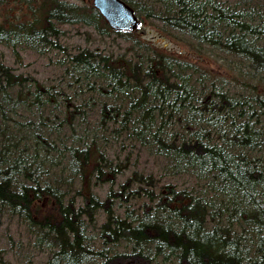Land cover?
Masks as SVG:
<instances>
[{"label": "trees", "instance_id": "16d2710c", "mask_svg": "<svg viewBox=\"0 0 264 264\" xmlns=\"http://www.w3.org/2000/svg\"><path fill=\"white\" fill-rule=\"evenodd\" d=\"M124 1L200 62L112 31L90 0H0V46L53 69L39 82L0 56L1 211L56 248L46 264H264V0ZM62 25L123 37L129 55L71 50ZM140 150L156 170H128Z\"/></svg>", "mask_w": 264, "mask_h": 264}, {"label": "rangeland", "instance_id": "374dc122", "mask_svg": "<svg viewBox=\"0 0 264 264\" xmlns=\"http://www.w3.org/2000/svg\"><path fill=\"white\" fill-rule=\"evenodd\" d=\"M9 17L13 20L16 19H26L29 14V11L23 3L11 2L9 5ZM0 12V21L3 16L6 14L3 10ZM137 15V14H136ZM140 19V18H139ZM62 30V42L70 46V49L73 50L77 47L86 48V47H99L105 48L114 57H117L121 54L126 53L129 55L128 50L130 49L129 43L117 35H97L96 32L91 27L86 26H77V25H62L60 26ZM136 34L144 41H147L155 49H159L165 53L176 55L185 59H188L192 62H200L194 53L189 49L185 44L177 41L176 39H171L167 36H164L160 33V30L150 25L148 21H142L139 28L136 30ZM134 51H138L135 48H132ZM197 54V53H196ZM0 56L6 65H9L13 68L15 73H20L21 75H34L36 79L45 81L51 79L50 75L53 72V69L45 56H38L29 48L23 47L18 50L15 55L8 49L0 46ZM16 57V59H14ZM214 67V66H211ZM10 92L15 93L13 89H9ZM26 114L17 117V120L23 122L21 127L25 124ZM116 143V142H114ZM112 142V146L109 153L114 154L117 149ZM135 150H139L138 148ZM122 157H125L124 153L121 154ZM120 163L124 164V160L119 159ZM158 162L152 156L144 153L142 150L136 152V155L132 156L131 160L126 161V165H129L128 170L136 168L140 172H146L150 170H156L158 167ZM133 164V165H132ZM128 173V171H126ZM178 183L182 186H190L191 181L187 177H181L178 180ZM183 183V184H182ZM65 185V193L67 191L75 192L77 189V184H74L70 188H67ZM73 189V190H72ZM107 190V185L102 183L99 187L93 189L95 195L98 197H103ZM72 195V193L70 194ZM69 195V196H70ZM68 200V197L62 199V203ZM46 203L43 201L42 206H45ZM47 208V207H46ZM0 209V264H46L48 257L55 252L56 248L47 249L45 244L37 245L35 244V237L33 231L30 230L26 222L15 216L7 213L6 211H1ZM46 210H39L38 213L44 212ZM91 220L88 216L84 217V220L88 222L89 229L96 228L104 219L105 211L102 209H95L91 211ZM112 210L108 214H111ZM113 213V212H112ZM48 243V241L46 242Z\"/></svg>", "mask_w": 264, "mask_h": 264}, {"label": "water", "instance_id": "95a60500", "mask_svg": "<svg viewBox=\"0 0 264 264\" xmlns=\"http://www.w3.org/2000/svg\"><path fill=\"white\" fill-rule=\"evenodd\" d=\"M113 31H134L140 20L124 0H90Z\"/></svg>", "mask_w": 264, "mask_h": 264}, {"label": "bare ground", "instance_id": "6f19581e", "mask_svg": "<svg viewBox=\"0 0 264 264\" xmlns=\"http://www.w3.org/2000/svg\"><path fill=\"white\" fill-rule=\"evenodd\" d=\"M217 107H219L218 104H217ZM212 116H213V118H218V117L220 116V113L215 112V113L212 114ZM6 127H7V126H6ZM6 127H5V128H6ZM214 137H215V136L213 135V138H214ZM213 138H212V139H213ZM212 139H211V140H212ZM216 140H217V138H216ZM229 144H230V143H229ZM232 151L235 152L236 154H238V153L240 152V151H237V150H234V149H232ZM223 152H225V148H224V147H223Z\"/></svg>", "mask_w": 264, "mask_h": 264}]
</instances>
